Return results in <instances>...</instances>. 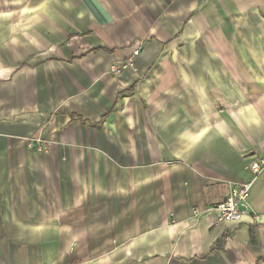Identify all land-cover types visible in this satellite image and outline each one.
Wrapping results in <instances>:
<instances>
[{"label": "crops", "instance_id": "0c3cea01", "mask_svg": "<svg viewBox=\"0 0 264 264\" xmlns=\"http://www.w3.org/2000/svg\"><path fill=\"white\" fill-rule=\"evenodd\" d=\"M260 158L264 0H0V264H264Z\"/></svg>", "mask_w": 264, "mask_h": 264}, {"label": "built area", "instance_id": "2783aa9c", "mask_svg": "<svg viewBox=\"0 0 264 264\" xmlns=\"http://www.w3.org/2000/svg\"><path fill=\"white\" fill-rule=\"evenodd\" d=\"M112 74H120L121 69L112 68ZM30 148L37 149L38 152H45L48 149L46 142L40 139L34 144L33 141L29 143ZM264 170V159L252 160L248 165L249 179L241 181L235 184L227 197L211 208L209 211L215 214V224L220 226H226L234 222H242L245 216H250L254 221H259L260 216L250 209L248 200L250 190ZM201 213L198 210H194L193 218L198 219Z\"/></svg>", "mask_w": 264, "mask_h": 264}]
</instances>
